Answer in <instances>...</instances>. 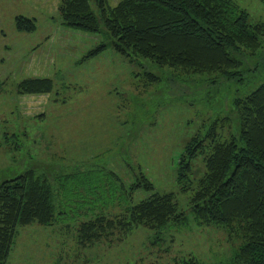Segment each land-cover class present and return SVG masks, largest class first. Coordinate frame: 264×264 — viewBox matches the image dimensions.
Returning a JSON list of instances; mask_svg holds the SVG:
<instances>
[{"label":"trees","instance_id":"16d2710c","mask_svg":"<svg viewBox=\"0 0 264 264\" xmlns=\"http://www.w3.org/2000/svg\"><path fill=\"white\" fill-rule=\"evenodd\" d=\"M57 11L61 24L81 31V36L100 31L106 36L107 42L89 48L79 62L110 47L141 67L147 63L168 67L181 82L182 75H191L198 77L196 83L216 86L218 81H227L243 90L251 81L247 73L257 67L264 72V23L248 21L247 11L236 0H119L115 5L107 0H59ZM14 21L18 31L35 29L34 17L17 15ZM252 58L257 67L251 69L246 60ZM135 75L143 88L162 81V76L150 70ZM53 87L51 77L32 76L17 83V92L50 94ZM239 91L238 86L231 90L227 114L202 122L205 132L185 143L177 161L176 181L180 192H189L195 224L226 232L233 245L227 264H264V79L251 91ZM44 115L42 111L32 118ZM232 122L238 124L235 135L230 134ZM39 140L43 138L32 136L27 142L34 158L42 152L32 151L41 144ZM14 144V148L20 146V142ZM198 153L204 168L193 176L191 163ZM68 158L67 154L51 156L46 162L38 156V164L0 181V264L7 262L18 226H52L60 234L62 228L74 227L72 242L84 248L121 242L139 226L155 230L159 240V233L169 226L184 225L185 212L178 209L175 193L154 191L152 181L142 172L126 185L108 167L61 163ZM140 189L149 194L136 198ZM68 206L81 214L73 225L67 223L73 214L65 211ZM151 244L147 245L153 248ZM171 245L149 250L153 257L148 261L140 257L135 264H164V257L170 264H201L195 255Z\"/></svg>","mask_w":264,"mask_h":264},{"label":"rangeland","instance_id":"374dc122","mask_svg":"<svg viewBox=\"0 0 264 264\" xmlns=\"http://www.w3.org/2000/svg\"><path fill=\"white\" fill-rule=\"evenodd\" d=\"M107 1L115 5L119 0ZM236 1L247 11L248 21L264 23V1ZM57 3L0 0V181L38 164V156L50 162L51 156L67 154L68 161L61 163L76 161L108 167L126 185L142 172L152 181L154 191L175 193L177 207L184 210L186 219L184 225H172L159 233V240L155 230L139 226L113 249H91L99 256L92 257L90 262H83L82 257L74 259L72 252L77 250L59 248L62 242L70 247L75 245L74 227L62 228L64 232L60 234L52 226H18L6 264H135L138 256L134 254L110 263L102 254L113 250L141 252L144 257L164 243L195 255L201 264H227L233 245L222 228L195 224L189 209V192L179 191L176 168L189 138L205 132L201 123L228 113L231 90L238 86L239 92L251 91L264 79V72L255 65L256 59L246 60V66L257 68L246 74L251 81L244 90L227 81H218L216 86L196 83L194 79L198 77L191 75H182L181 82L176 71L168 67L150 63L141 67L110 47L79 62L89 48L100 41L107 42L106 36L101 31L81 36V31L61 24ZM92 7L99 18L93 3ZM17 15L34 17V31H18L14 23ZM100 27L103 29L101 22ZM40 70L54 80L52 92L19 94L17 83L25 77L40 76ZM144 70L162 76V81L143 88L135 74ZM183 79L189 83H183ZM42 111L44 116L32 118ZM232 126L230 134L235 135L238 124L232 122ZM32 136L43 138L40 145L32 148L42 151L35 158L27 145ZM14 142H20V146L14 148ZM58 162L52 163L54 168ZM191 165L193 176H199L204 168L201 153L192 159ZM147 194L140 189L135 195L141 198ZM64 209L68 215L73 213L67 223L73 225L81 216L70 206ZM149 241L153 248H148ZM164 258L163 263L170 264L168 257Z\"/></svg>","mask_w":264,"mask_h":264},{"label":"crops","instance_id":"0c3cea01","mask_svg":"<svg viewBox=\"0 0 264 264\" xmlns=\"http://www.w3.org/2000/svg\"><path fill=\"white\" fill-rule=\"evenodd\" d=\"M57 2H59V0H57ZM57 5H58V3H57ZM40 72H41L40 76L45 75L43 73L44 70H40ZM123 242L124 241L117 242V243H113L112 242V244H109V243H95V245H91V246L84 247V248H82L80 245H77L74 242H72V243H74L75 245L72 246V247L68 246L67 243L62 244V243H64V242H62V243H60L61 246L59 248H60V250L61 249H68V248H72L73 250H77V252H75V253H74V251L72 252V255L74 256V259L77 258V259L80 260V258L82 257L84 262H90L92 257H93L92 259H98V256H99V254L92 252L91 249H93L95 247H104V248H108V249H113V248H115V246H119ZM64 246H66L67 248H63ZM90 250H91V252H90ZM131 254H134V255L138 256L137 260L140 257H143L141 252H118V251H113V250L103 253L102 256H105L107 258V260L109 261V263H110L111 261L114 262L116 259H119V257H121V256L131 255ZM149 257H151V258L153 257V253L150 252V251H148V255L147 256L143 257L144 261L145 260H149Z\"/></svg>","mask_w":264,"mask_h":264}]
</instances>
